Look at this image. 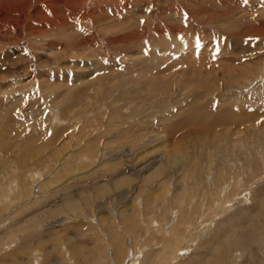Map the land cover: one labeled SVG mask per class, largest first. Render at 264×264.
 I'll use <instances>...</instances> for the list:
<instances>
[{
    "label": "rangeland",
    "instance_id": "rangeland-1",
    "mask_svg": "<svg viewBox=\"0 0 264 264\" xmlns=\"http://www.w3.org/2000/svg\"><path fill=\"white\" fill-rule=\"evenodd\" d=\"M0 264H264V0H0Z\"/></svg>",
    "mask_w": 264,
    "mask_h": 264
},
{
    "label": "bare ground",
    "instance_id": "bare-ground-1",
    "mask_svg": "<svg viewBox=\"0 0 264 264\" xmlns=\"http://www.w3.org/2000/svg\"><path fill=\"white\" fill-rule=\"evenodd\" d=\"M125 38H126V37H125ZM122 39H123V38H122ZM123 40H124V39H123ZM123 40H122V41H123ZM180 46H181V45H180ZM181 48H182V47H181ZM196 53H198V51H196V52L193 51V52H192L193 57H194L195 55H197ZM139 55H140V54H139ZM197 56H198V55H197ZM190 58H191V59H194V58H192V57H190ZM192 61H193V60H192ZM101 67H102V66H100V65L97 66V67H96V70H102L103 68H101ZM111 67H112V66H111ZM198 113H199V112H198ZM193 117H194V116H193ZM198 117H199V115H197V117L194 118V119H197ZM190 118H191V117H187L186 119H188L189 121L193 120V118H191V119H190Z\"/></svg>",
    "mask_w": 264,
    "mask_h": 264
}]
</instances>
